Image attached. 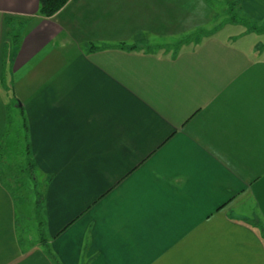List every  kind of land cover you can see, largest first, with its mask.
I'll list each match as a JSON object with an SVG mask.
<instances>
[{
	"label": "crops",
	"instance_id": "crops-1",
	"mask_svg": "<svg viewBox=\"0 0 264 264\" xmlns=\"http://www.w3.org/2000/svg\"><path fill=\"white\" fill-rule=\"evenodd\" d=\"M241 7L264 23V0ZM212 10L70 0L45 18L39 0H0V105L11 90L53 176L51 252L6 240L9 220L0 264H264V61L216 47Z\"/></svg>",
	"mask_w": 264,
	"mask_h": 264
},
{
	"label": "rangeland",
	"instance_id": "rangeland-1",
	"mask_svg": "<svg viewBox=\"0 0 264 264\" xmlns=\"http://www.w3.org/2000/svg\"><path fill=\"white\" fill-rule=\"evenodd\" d=\"M208 1L213 8L212 17L216 18V22L208 25L207 29L209 31L216 29L217 41H220L215 46H221L222 51L227 49L225 51L227 56L235 54L227 52L229 49L233 51L236 49L246 58L264 61V23L258 24L247 19L241 7V0H228L230 3L226 0ZM3 95L0 124L6 112L9 113L11 123L7 127V132L1 133L3 136L0 138L2 140L0 155L6 156L0 160V195L13 194L15 208L14 212H11L8 201L0 202V226L8 225L9 220H13L11 224L13 232L7 234L6 240H11V237L20 240L22 247L25 246V252L46 250L49 254L51 251L48 246L45 249L39 242L41 238H49L47 217L41 206L53 176L41 173L32 152H27L22 118L16 106L11 104V90H5ZM259 222L261 223L260 220ZM262 224L260 229L264 235ZM2 233L0 232V236H5Z\"/></svg>",
	"mask_w": 264,
	"mask_h": 264
},
{
	"label": "trees",
	"instance_id": "trees-1",
	"mask_svg": "<svg viewBox=\"0 0 264 264\" xmlns=\"http://www.w3.org/2000/svg\"><path fill=\"white\" fill-rule=\"evenodd\" d=\"M70 0H39V14L42 17L50 18L57 14ZM227 3H230L228 0H226ZM18 29L15 27L14 29H10L9 35H12V47H16L18 44L19 35L17 34ZM27 152L31 153L30 147H27ZM6 157V156H5ZM0 155V160L5 158ZM31 166V164H29ZM249 223V222H248Z\"/></svg>",
	"mask_w": 264,
	"mask_h": 264
}]
</instances>
